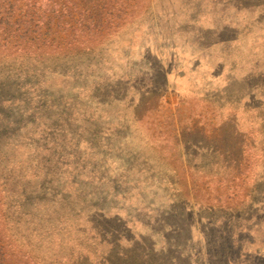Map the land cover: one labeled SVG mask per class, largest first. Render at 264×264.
<instances>
[{"label": "rangeland", "instance_id": "374dc122", "mask_svg": "<svg viewBox=\"0 0 264 264\" xmlns=\"http://www.w3.org/2000/svg\"><path fill=\"white\" fill-rule=\"evenodd\" d=\"M76 1L79 51L0 58L12 260L264 264V0Z\"/></svg>", "mask_w": 264, "mask_h": 264}, {"label": "trees", "instance_id": "16d2710c", "mask_svg": "<svg viewBox=\"0 0 264 264\" xmlns=\"http://www.w3.org/2000/svg\"><path fill=\"white\" fill-rule=\"evenodd\" d=\"M96 6L89 5L84 11H78L79 4L73 0H0V58H16L17 54L21 56L33 51L48 52L52 48L58 51L60 46L55 45L57 39L51 38L54 21L58 27H62L64 23V32L69 39L67 47L76 48L79 51L80 40L88 42L97 35L98 31L101 34L107 28L103 21L104 11L107 12L106 6L102 5V8ZM76 14L79 17L75 19ZM65 15L68 16V20L64 22ZM72 20L74 23L71 25ZM199 28L203 31L202 27ZM214 44L215 41H210L207 47ZM178 247L176 256H181L183 248ZM167 249H170L168 245ZM10 250V244L0 237V264H20L12 260L13 253H10ZM216 251H220V247ZM166 253H169L168 250ZM56 256L58 255H55L53 259L49 258L48 263L40 262V264H86L80 258L71 262L70 258L64 259ZM188 256L182 255L175 260V256L169 255L168 261L175 264L186 261L187 264H191ZM209 260L206 264H212Z\"/></svg>", "mask_w": 264, "mask_h": 264}, {"label": "crops", "instance_id": "0c3cea01", "mask_svg": "<svg viewBox=\"0 0 264 264\" xmlns=\"http://www.w3.org/2000/svg\"><path fill=\"white\" fill-rule=\"evenodd\" d=\"M220 41H221V39H220ZM214 45H212V46H210V47H208L207 49H210V48H212Z\"/></svg>", "mask_w": 264, "mask_h": 264}]
</instances>
